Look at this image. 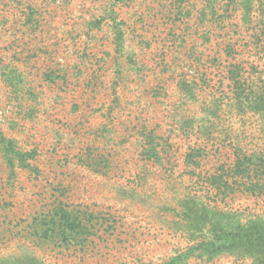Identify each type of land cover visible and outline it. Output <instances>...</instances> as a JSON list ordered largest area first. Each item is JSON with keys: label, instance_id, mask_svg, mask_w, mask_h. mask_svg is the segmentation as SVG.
Segmentation results:
<instances>
[{"label": "rangeland", "instance_id": "374dc122", "mask_svg": "<svg viewBox=\"0 0 264 264\" xmlns=\"http://www.w3.org/2000/svg\"><path fill=\"white\" fill-rule=\"evenodd\" d=\"M0 264H264V0H0Z\"/></svg>", "mask_w": 264, "mask_h": 264}]
</instances>
